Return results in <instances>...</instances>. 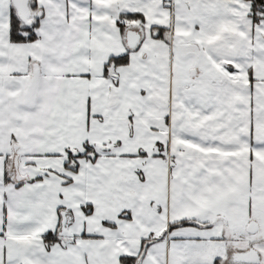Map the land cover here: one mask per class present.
Returning a JSON list of instances; mask_svg holds the SVG:
<instances>
[{
  "label": "snow or ice",
  "instance_id": "6c2138e0",
  "mask_svg": "<svg viewBox=\"0 0 264 264\" xmlns=\"http://www.w3.org/2000/svg\"><path fill=\"white\" fill-rule=\"evenodd\" d=\"M0 264H264V0H0Z\"/></svg>",
  "mask_w": 264,
  "mask_h": 264
}]
</instances>
